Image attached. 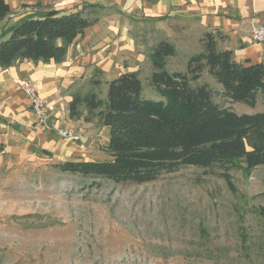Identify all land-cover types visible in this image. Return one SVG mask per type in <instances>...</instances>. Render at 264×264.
<instances>
[{"label":"rangeland","instance_id":"374dc122","mask_svg":"<svg viewBox=\"0 0 264 264\" xmlns=\"http://www.w3.org/2000/svg\"><path fill=\"white\" fill-rule=\"evenodd\" d=\"M203 51L181 50L166 70L186 73L190 57ZM153 72L152 62L138 72L142 96L164 101L150 83ZM204 84L228 105L207 70L191 82ZM98 91L107 101L108 86ZM232 106L239 114L264 111L261 93L255 108ZM102 129L98 143L92 132L89 154L110 161ZM59 164L0 160V264H264V166L228 175L186 166L136 185L64 173Z\"/></svg>","mask_w":264,"mask_h":264},{"label":"trees","instance_id":"16d2710c","mask_svg":"<svg viewBox=\"0 0 264 264\" xmlns=\"http://www.w3.org/2000/svg\"><path fill=\"white\" fill-rule=\"evenodd\" d=\"M10 13L6 0H0V21ZM98 20L97 15L85 16L81 11H50L42 18L25 20L0 41V65L8 69L25 61L62 63L69 47ZM224 37L219 30L204 34V51L190 57L186 73L166 70L168 59L178 53L173 43L163 40L153 48L150 83L164 101L143 98L138 72L122 73L109 82L107 101L98 91L101 79H92L88 92L73 95L70 118L97 120L107 127L113 159L67 161L58 168L64 173L142 185L186 166L219 167L224 175L232 169L251 172L264 166V111L239 114L232 106L239 102L255 108L259 93L264 101V65L236 62L230 50L219 47ZM206 70L222 85L219 93L228 105L215 100L209 85L191 86ZM96 73L102 75L100 70ZM241 235L245 241V233Z\"/></svg>","mask_w":264,"mask_h":264},{"label":"crops","instance_id":"0c3cea01","mask_svg":"<svg viewBox=\"0 0 264 264\" xmlns=\"http://www.w3.org/2000/svg\"><path fill=\"white\" fill-rule=\"evenodd\" d=\"M11 13L0 21V41L23 21L44 17L50 11H81L99 20L69 47L62 63H16L0 65V160L21 164L26 159L64 163L96 162L89 154L99 140L97 120H72L69 105L77 92L91 89L92 79L102 87L126 72H139L149 64L153 48L163 40L173 43L178 53L195 52L204 34L219 30L225 35L221 50H230L241 64L264 65V43L251 38L254 26H264V0H6ZM95 6L90 9L88 6ZM198 45V48H197ZM189 48V49H188ZM177 53V54H178ZM176 56L168 59H175ZM101 71L98 76L96 71ZM35 80L46 100L50 116L37 125L31 103L22 89ZM59 129L82 136L80 143L62 139ZM104 132L109 129L103 126ZM110 136V135H109Z\"/></svg>","mask_w":264,"mask_h":264},{"label":"built area","instance_id":"2783aa9c","mask_svg":"<svg viewBox=\"0 0 264 264\" xmlns=\"http://www.w3.org/2000/svg\"><path fill=\"white\" fill-rule=\"evenodd\" d=\"M251 38L256 43H264V26H254L251 29ZM22 89L31 103L36 124H45L50 116V109L46 100L41 95L39 84L33 79H28L23 82ZM58 135L62 139L70 140L76 143H79L82 140V136L80 134L69 129H59Z\"/></svg>","mask_w":264,"mask_h":264}]
</instances>
